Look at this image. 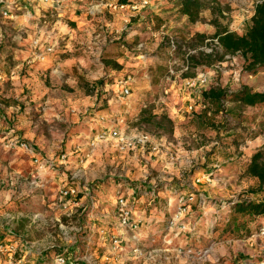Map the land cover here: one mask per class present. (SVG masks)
<instances>
[{
  "label": "rangeland",
  "instance_id": "374dc122",
  "mask_svg": "<svg viewBox=\"0 0 264 264\" xmlns=\"http://www.w3.org/2000/svg\"><path fill=\"white\" fill-rule=\"evenodd\" d=\"M179 1L164 0L153 16L145 13L149 0H91L77 22L58 13L60 3L40 14L21 5L13 20H0V231L31 243L36 264H51L57 252L92 264H258L264 257V219L217 227L229 202L259 200L244 169L264 152V105L234 110L218 131L193 117L210 87L264 92V66L250 71L214 38L223 29L243 35L264 0H216L217 28L209 10L189 22ZM35 37L58 53L33 60ZM171 41L181 53L169 52ZM120 43L127 71L113 66L121 67L111 50ZM199 73L207 86L185 89ZM68 190L75 193L61 195ZM119 197L140 221L122 251L102 246L99 232L118 227ZM207 206L215 209L210 221ZM150 252L155 257L146 259Z\"/></svg>",
  "mask_w": 264,
  "mask_h": 264
},
{
  "label": "trees",
  "instance_id": "16d2710c",
  "mask_svg": "<svg viewBox=\"0 0 264 264\" xmlns=\"http://www.w3.org/2000/svg\"><path fill=\"white\" fill-rule=\"evenodd\" d=\"M129 0H117L118 5H129ZM180 13L187 17L189 22L195 23L199 21L200 13L203 10H209L212 15L214 27L218 26V17L222 11L216 0H180ZM219 47L227 55L240 54L247 64V69L254 72L259 67L264 66V2L255 5L254 14L251 18V24L243 35H237L223 29L217 31L214 37ZM180 49L175 51L179 54ZM207 58L212 56L204 55ZM193 56H189L188 60H193ZM115 69H121L117 64L113 63ZM201 110L195 114V119L200 124L209 130L218 131L224 128L226 122L221 120L225 116H232L234 110L241 107L255 108L259 105H264V92L252 93L249 89L243 88L235 93L228 94L226 91L216 87L201 92ZM230 101L233 105L231 109L225 108V102ZM220 115V123L216 121V117ZM223 134H228V131L223 129ZM229 138V137H228ZM218 141V137H216ZM244 175L248 178L257 181L259 200L246 201L239 199L238 202L228 205L227 209H222L217 213V227L223 224H234L236 218L244 221H256L264 219V152L257 151L252 154L250 160L245 166ZM221 214V215H220ZM227 227V226H226ZM228 229V228H227ZM241 236V234H240ZM246 236V235H245ZM250 235L247 234L248 238Z\"/></svg>",
  "mask_w": 264,
  "mask_h": 264
},
{
  "label": "built area",
  "instance_id": "2783aa9c",
  "mask_svg": "<svg viewBox=\"0 0 264 264\" xmlns=\"http://www.w3.org/2000/svg\"><path fill=\"white\" fill-rule=\"evenodd\" d=\"M61 0L55 2L54 0H42V2L46 5L54 4V10H56L59 6ZM261 3V2H260ZM56 8V9H55ZM21 5L14 0H0V20H13L16 16L14 13L21 11ZM1 25V21H0ZM2 38L1 30H0V39ZM171 48L169 52L175 54V51L180 49L181 47L179 43H174L171 41ZM31 52H32V59L38 60L43 62L49 55L57 54V46L53 43L47 44L45 41H42L40 38L35 37L31 43ZM169 75L172 74V71H168ZM209 80L206 74L199 73L193 78H189L183 82L185 89H196L202 88L204 89ZM124 95H129V90L124 88L123 92ZM139 143H144V139L139 140ZM22 149L25 151L28 150L27 145H21ZM74 190H68L65 192H61V195L67 196L74 194ZM133 194V193H132ZM130 194V196H132ZM131 198V197H129ZM189 201H192V196L188 197ZM184 198H181L179 204H183ZM131 201L125 197H119L116 201V211L118 217V227L112 231H106L105 229L99 231L102 241V246H106V244H110V246L118 251H122L124 246L135 242L136 237L134 236L135 233L140 228V221L133 218V213L131 208L129 207ZM183 206V205H181ZM178 230H186V225L183 223L179 225ZM264 232V229H262ZM129 234H131L129 236ZM262 234V233H261ZM108 238V240H107ZM108 242H107V241ZM170 244V243H169ZM33 249V245L29 242L22 243L18 236L14 234V232L7 230L5 232L0 231V264H33L36 260L33 259L34 253H31ZM185 250V249H184ZM133 252L137 256H141L142 251L135 248ZM188 255H193V251L188 249L185 251ZM18 255V257H16ZM146 259H153L155 255L152 252L144 255ZM32 258V259H31ZM260 260L258 264H264V257L260 256ZM51 264H92L87 257L77 258V257H69L65 252H57L54 254L52 258Z\"/></svg>",
  "mask_w": 264,
  "mask_h": 264
},
{
  "label": "crops",
  "instance_id": "0c3cea01",
  "mask_svg": "<svg viewBox=\"0 0 264 264\" xmlns=\"http://www.w3.org/2000/svg\"><path fill=\"white\" fill-rule=\"evenodd\" d=\"M130 1V0H129ZM164 0H149V4L147 5V9L148 11L145 12L147 14H153V16H156L158 14V12H161L163 10V6L161 5V3L163 2ZM14 2H17L19 5H22V8L23 10H28V8H30L31 10H37L40 14V12H46L48 11V9L46 8L45 9V6H49V10H52V8H54V4L52 3V5H46L42 2V0H14ZM21 2V3H20ZM102 2V5H103V1ZM91 3V0H61L60 2V6L62 7L61 10L58 9V13H64L66 14L71 20H75L76 22L77 21H81L84 16H86L84 14V10L85 9V5H90ZM139 8V7H138ZM56 9V8H55ZM178 9V8H177ZM138 10V9H137ZM80 13V14H78ZM137 13V12H136ZM82 25H86V26H89V22H85V23H82ZM87 30V29H85ZM73 34H75L74 30L70 29V31ZM122 48V49H125L124 48V44L120 43V44H117L116 47H112L111 50L113 52H118L119 53V46ZM156 48V45L155 47L152 49L153 51H155V56L158 58H160L163 54L161 52H158L157 50H155ZM122 51L120 50V53L117 55V58H116V61L118 62V64L121 66V71H127L125 69L126 66H128L130 64V62H128L126 60V58L123 56V54H121ZM126 54H131L130 52H126L124 55ZM136 53H133V55H135ZM151 55V53L149 54ZM67 64H71V63H67ZM120 71V72H121ZM237 201H231L228 203V205H232L234 203H236ZM226 207V206H225ZM224 207V209H226ZM207 209L205 210L204 207H202V211H205V214L209 215L208 219L207 220H212V217L215 212V209H209V207L207 206L206 207ZM214 208V207H213ZM253 252V254H255V250L251 251ZM260 253V252H259ZM257 253V254H259Z\"/></svg>",
  "mask_w": 264,
  "mask_h": 264
}]
</instances>
